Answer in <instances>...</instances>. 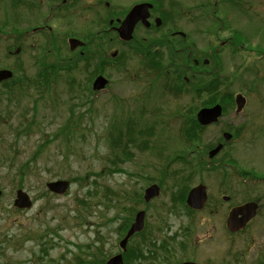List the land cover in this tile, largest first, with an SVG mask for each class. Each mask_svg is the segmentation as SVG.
I'll list each match as a JSON object with an SVG mask.
<instances>
[{"label":"rangeland","instance_id":"rangeland-1","mask_svg":"<svg viewBox=\"0 0 264 264\" xmlns=\"http://www.w3.org/2000/svg\"><path fill=\"white\" fill-rule=\"evenodd\" d=\"M136 1L82 0L94 9L68 11L60 18L48 16L46 0H34V4L41 2L34 11L27 9L25 1L12 5L10 0H0V69L12 70L21 64L17 75L37 79L48 67L72 65L70 71L59 69L47 79L42 92L34 82L28 94L0 105V189L5 193L0 202V264H74L76 257L87 258V247H93L98 236L106 255L116 254L120 240L116 230L129 216V208L146 212L147 229L132 242L146 254L141 264H174L186 259L200 264H264V179H257L264 176V0H180L183 10L193 4L194 23L170 22L174 17L169 16L159 30L148 34L139 29L130 45H120L115 38L105 39L104 45L89 41L105 27L106 15L121 17ZM105 3L111 7L106 9ZM198 7L202 12L196 11ZM42 25L45 31L32 33ZM174 30L188 33L181 44L190 46L192 58L219 59L221 71L212 72L213 61L202 77L197 70L193 73L196 79H216L212 88L219 96L241 94L246 100L240 113L235 112L234 103L226 108L218 123L205 130L201 143L191 147L181 141L180 128L185 126L182 121L187 113L200 108L204 93L170 96L171 81L161 77L157 68L145 71L142 58L131 51L141 49V56H146V44L155 45L158 49L151 46L149 50L160 51L163 61L158 56L159 65L171 72L174 65L168 60L176 53L172 49L178 48L176 38L170 37ZM18 32L23 35L20 41L25 39L14 45ZM48 33L55 34L59 54L45 42ZM69 37L88 44L86 49L81 54L79 49L69 52ZM229 38L233 40L228 42ZM170 44H175L172 49ZM18 46L21 50L14 58L11 54ZM113 51L123 53L121 67L112 66ZM77 55L92 60V65L101 57L109 62L103 71L99 69L108 80L106 90L97 95L85 90L90 75L82 59L73 62ZM89 71L96 69L92 66ZM185 76L192 78L190 72ZM69 81L75 85L73 90H69ZM112 126L114 137L108 139ZM129 126L146 135L130 147L133 157L129 161H116L113 166L109 161L126 144ZM238 129L237 138L209 160L206 148L219 142L222 132L232 134ZM137 142L141 151L135 148ZM188 152L195 153L186 156L188 163L170 161ZM198 158L204 169L212 171L196 174ZM26 162L28 167H23ZM218 164L224 165L222 169ZM20 168L25 174L22 189L33 205L16 212L12 203L21 182ZM238 169L254 178L238 181ZM160 178L159 197L148 206L139 205L136 196ZM59 179L71 181L68 192L49 194L45 184ZM200 183L207 187L208 204L189 218L175 200L176 191L184 184ZM222 196H230L229 202H222ZM245 200L261 205L258 215L246 230L229 236L224 226L227 212ZM181 242L186 243L184 249Z\"/></svg>","mask_w":264,"mask_h":264},{"label":"trees","instance_id":"trees-1","mask_svg":"<svg viewBox=\"0 0 264 264\" xmlns=\"http://www.w3.org/2000/svg\"><path fill=\"white\" fill-rule=\"evenodd\" d=\"M21 36V35H20ZM19 36V37H20ZM23 36V35H22ZM102 36V35H101ZM101 36H98L97 39L98 40H102L104 39V37L101 38ZM46 37V41L48 42L49 45H54V41H55V37L52 35H45ZM165 40H162L160 42V44H162ZM155 46V45H154ZM170 49H172V47L169 45L168 46ZM53 50H56L54 48H52ZM172 51H175L174 49H172ZM179 53V52H178ZM183 58L178 59V62L175 60L174 56H172L171 59H169L171 62L170 64L174 65L173 71L170 72V74L173 75L172 77V84H171V89L170 92L174 95V96H179L180 94H182L183 92L185 94H187L188 91L192 92L195 95H199V93H204V96L206 98H200L201 99V105L203 107H207V106H212L215 103H219L221 104L225 109L228 108L229 106L232 105V95L230 94H223L222 96H219L217 91L214 90L212 88L214 81L216 79H212L209 82H206V80H198L194 77L195 74H193L196 70L199 71V75L202 77V75L204 74V72H206L210 66H207L205 64H203L202 62L199 64L200 67L195 66L192 64L191 62V56H192V52H188L187 50H183ZM123 55V54H122ZM159 57L161 60L162 59V54L159 53ZM102 58V57H101ZM99 58V59H101ZM82 59V63L84 65V69H86L87 71L89 70V68H91L92 66L95 67L96 71L95 72H90L89 75V83H88V87L85 88V90L87 92H89L91 95H97L95 93H93L90 89V83L92 81V79L94 78L95 74L101 73V71L99 69H102L105 66H109V64L105 61H96L95 63H93L92 65V60H88V59H84V58H80L79 55H77V57L73 60L74 63H77L78 60ZM116 60H121V57L116 59ZM168 60V61H169ZM214 61V62H213ZM211 62H213L215 65H211V70L212 72H216L218 73L219 71L222 70L221 66H218L217 63H219V59L218 58H211ZM210 62V63H211ZM191 65L192 68L191 69V74H192V78L191 80H189V82H185L183 77L187 74V72L189 71V66ZM90 66V67H88ZM150 69L153 68H157V70L159 71L160 76H165L167 78V76L169 75V73H166V71H164V67L161 66V64L159 65L158 63H150ZM199 68V69H198ZM59 69H64L65 71H70L72 69V65H66L64 68L61 67H48V69L46 70V72H44V74L38 76L37 79H30V78H25L24 80L19 79V80H13L11 81L10 84H7L4 86V89L7 90L9 93H6V101L11 103L12 102V95H13V91L16 89H22V90H26L29 91V87H32V83L35 82V84L39 85L38 92H42L44 89V86H42V90H41V85L45 82L46 80H51V78L53 76H55L57 74V71H59ZM202 71V72H201ZM217 75V74H216ZM73 81H69L68 84L70 86L69 90H73L75 85L72 84ZM188 86V88L186 89V87ZM257 95V94H256ZM1 96L0 95V101H1ZM188 109V108H187ZM191 109V108H189ZM192 110V109H191ZM116 122H113V124ZM182 124H187L185 125V127L183 129H181L183 132L180 134L181 140L182 142H184L186 145H188L189 147L192 146V144H199L201 142L202 139V135L204 133V129L200 128L197 125V122L194 120L193 118V110L189 111L186 115V117L183 119ZM67 129L69 130V127H67ZM112 129V127H111ZM113 131V130H112ZM110 131L109 133L107 132L108 139L112 138L113 136L111 134ZM240 130L238 129L235 133L236 135H239ZM71 136V134L69 133L68 137ZM117 161L119 162L120 160L117 159ZM110 163H112L111 161H109ZM29 163V162H28ZM26 165L27 163L23 165V167ZM116 166V165H115ZM118 168V167H117ZM115 168V169H117ZM25 170V169H24ZM26 171H29V168H26ZM103 173H99V175H102ZM19 176H20V180L23 181L25 179V174H23L21 172V169L19 171ZM246 177V174L243 175V178ZM264 179V178H263ZM106 188V187H104ZM185 188L187 189V185H183V188L181 189V191H179L178 196L175 197V200H177V202H182L183 201V197H184V191ZM107 191L110 194H113L115 199H119L117 194H115V192H113L112 190H109L107 188ZM102 195H103V191H102ZM104 199V196H103ZM105 201V200H104ZM106 206H111V204H109L108 202L105 201ZM127 208L126 207H121V210L125 211ZM128 215H130L129 217H125V219L123 220L122 224H120V227H118L117 234L119 235V237H122L126 231V229L128 228L129 223L131 222V218L133 213L132 209L129 208L128 209ZM131 213V214H130ZM127 215V216H128ZM142 235V234H141ZM5 240H7V236L4 235ZM43 241V240H42ZM95 245L97 246H93V247H87V251L88 253L85 252V255H87V258H80V257H76V262L74 264H104L105 260L107 259V257L109 255H106V253L104 252L103 248H102V240L101 237H97L96 241L94 242ZM93 249V251H92ZM132 248H127V250L122 254L123 256V261L124 264H131V261L133 260V258H136V254H134L131 250ZM103 250V251H102Z\"/></svg>","mask_w":264,"mask_h":264},{"label":"water","instance_id":"water-1","mask_svg":"<svg viewBox=\"0 0 264 264\" xmlns=\"http://www.w3.org/2000/svg\"><path fill=\"white\" fill-rule=\"evenodd\" d=\"M149 4L137 5L132 8L131 11L126 15L125 19L121 22L119 28H117V33L121 40L128 41L131 38V34L134 28L135 23L138 20L145 21L147 17V8ZM145 23V22H144ZM156 25H159V20H156ZM70 50L75 49L78 46H81L82 43L76 39L68 40ZM11 77V73L8 71H0V81ZM106 80L98 76L94 83L93 89L100 90L104 88ZM245 99L242 95L238 94L235 97L236 111L239 112L244 106ZM221 115V108L219 105H215L212 108H203L199 110L196 114L197 121L202 125H208L217 120ZM225 139H229L228 134L224 135ZM221 148V145L216 146L213 150L209 152V157H213ZM47 188L55 194H63L68 188V182L63 180L53 181L46 184ZM1 194V192H0ZM158 195V188L155 185L149 186L144 191V200L147 202L153 197ZM224 200H227L224 197ZM206 201V192L203 185H198L192 188L187 195L186 203L187 205L194 209L200 210ZM31 202L27 194L23 191L18 190L16 192V199L14 201V206L17 208H29ZM257 205L255 203H246L239 207L232 208L226 218V228L229 232H237L242 229L248 221H250L256 214ZM144 221V212H139L136 214L134 222L131 224L129 230L127 231L125 237L119 243V246L122 250L125 248V244L130 236L134 233L139 232L143 227ZM105 264H123L122 257L120 254L111 257ZM182 264H195L190 262H185Z\"/></svg>","mask_w":264,"mask_h":264},{"label":"flooded vegetation","instance_id":"flooded-vegetation-1","mask_svg":"<svg viewBox=\"0 0 264 264\" xmlns=\"http://www.w3.org/2000/svg\"><path fill=\"white\" fill-rule=\"evenodd\" d=\"M12 1L14 4H17L18 1H25V0H12ZM152 1H156V4H154ZM27 2H26V5H27V9L29 11H34L35 7L36 6L39 7V4L41 3V2L40 3L38 2L37 4H34V0H33V3L32 2L27 3ZM46 2H47V6H48L47 7L48 14L50 16H54V17L55 16L61 17V15L63 13H66L68 10H72V11L77 12L76 7L94 9V8H92L91 4H83L82 0H46ZM141 3H151V5L153 4L152 5L153 7L149 9V14L145 20V24L143 23L142 20L137 21V23L134 27V31H133L134 33L137 32L139 29H142L143 31L152 30L155 26L154 23L156 21L155 20L156 17L161 16L163 18L164 16H169V15L177 17V16L185 15L188 13V11H184L182 8L179 7V5L177 4V0H139V1L132 3V5L129 7V9H131L133 6L141 4ZM110 7L111 6L109 3L105 4L106 9H108ZM129 9L127 10V13L129 11ZM118 19L119 18H117L116 20L118 21ZM45 27H46L45 25H42L39 27H34L32 29V31H44ZM116 27H118V24L116 26L111 25L112 30ZM47 28H49V27H47ZM108 31H110V30L108 29ZM113 32H115V31L113 30ZM175 32H178V31H175ZM242 203H244V202H242ZM242 203H238V205H240Z\"/></svg>","mask_w":264,"mask_h":264}]
</instances>
